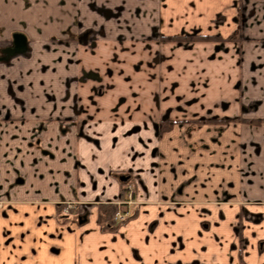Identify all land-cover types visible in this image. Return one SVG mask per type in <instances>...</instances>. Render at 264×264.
<instances>
[{
	"label": "crops",
	"instance_id": "crops-1",
	"mask_svg": "<svg viewBox=\"0 0 264 264\" xmlns=\"http://www.w3.org/2000/svg\"><path fill=\"white\" fill-rule=\"evenodd\" d=\"M16 1L0 0V27H40L39 9L26 15L33 4L26 8ZM53 1L59 35L66 36L62 29L76 28L78 20L91 27L98 25L89 20H99L121 34L125 45L142 39L167 45L160 76L141 67L147 59L142 51L135 52L142 61L136 72L151 78L145 83L178 81L182 105L161 119L172 124L158 136L152 171L134 150L142 146L137 134H121L109 123L118 125L105 110L109 104L96 106L101 111L89 125L91 138L77 135L75 128L63 134L55 121L63 114L48 119L47 154L38 155L39 169L33 162L25 166L26 180L1 192L8 201L0 207V264H264V0ZM88 5L94 12L120 5L122 13L97 16ZM182 35L215 38L182 42V47L166 39ZM190 97H196L193 105ZM137 105L142 111L148 106ZM198 110L212 116L199 123ZM208 119L223 128L215 129L217 138L230 141L229 150L213 154L220 162L215 165L200 159L207 153L202 144L214 135H206ZM127 175L137 199L133 213L113 230L104 229L98 203L117 201ZM228 188L232 201L214 203L220 200L216 193L224 195ZM91 199L97 202L84 210ZM68 202L75 207L63 214Z\"/></svg>",
	"mask_w": 264,
	"mask_h": 264
},
{
	"label": "rangeland",
	"instance_id": "rangeland-1",
	"mask_svg": "<svg viewBox=\"0 0 264 264\" xmlns=\"http://www.w3.org/2000/svg\"><path fill=\"white\" fill-rule=\"evenodd\" d=\"M39 1L41 0H17L16 3L24 4L26 8L33 4L31 11H27L26 15L36 13L38 11L35 10L39 9L40 27L13 28L12 30L0 27V207L5 201H8V198H4L1 192L5 191L6 187L10 189L26 180L30 171H24L25 166L27 168L33 162L35 163L32 165L33 169H39L38 155L41 152V154H47L44 145L46 143L44 135L47 130L45 124L48 119L54 121L56 114L57 117L59 113L63 114V120H55L62 125L60 130L63 134L71 133L75 128L77 135L91 138V132L88 131L89 125L94 126L96 112L101 111L96 109V106L98 103L99 105L101 103V106L102 103L109 104L105 110L115 115V123L118 125L113 121L109 123L118 127L120 129L118 132L121 134L127 136L137 134L136 141L140 142L142 146L138 144L140 147L134 148V150L138 154L141 153L142 166H146L149 171H152L155 166L152 158L155 160L158 152L157 139L162 133L160 130L161 119L168 117L174 106L180 109L182 105L180 103L182 93L176 91L179 86L178 81L171 80L167 86L162 83L160 85V82L158 84L156 82L145 83V79L150 81L151 78H146L136 72L139 68L138 64L142 61H136L135 52L142 51L147 55V59L145 60L144 56L145 63L141 67L146 68L147 72L154 69L155 74L159 75L160 67L167 59V45L161 47V42L148 44L145 43V39H142V44L125 45L121 34H113L99 20H89L88 22L97 24L98 27H91L86 23L84 25L78 20L76 28L62 29L66 32V36H73V39L67 38L56 32V4L54 1L42 0V3ZM63 5H66L64 1ZM94 7L87 6L89 12L97 16L105 14L106 17L118 18L122 13L120 5L114 11L96 8L97 12H94ZM23 15L21 14V16ZM32 16L35 18L34 14ZM21 19L26 20L22 17ZM30 22L32 23V20ZM16 33L25 34L27 43L24 51L12 55L7 52V49L14 47L13 35ZM151 33L152 36L156 31L153 30ZM148 37L151 39L150 35ZM177 42H181L177 44H181L182 47V42L187 41ZM159 76L160 81L162 78ZM175 100L179 103H176ZM193 101L196 102V97H190L187 102L193 105ZM139 102L148 106L152 104L153 110L149 112L150 110L146 106L142 111V108L140 109L137 105ZM190 110L192 111V107ZM198 112L206 111L198 110L195 111V114ZM208 112L211 113L213 110H208ZM209 116L212 114H199L196 117L200 123L202 119ZM138 117H142V119L138 120ZM212 120H207L211 124L206 128L208 129L206 135L209 136L211 132L214 135L207 138L210 141L202 144L207 149V153L201 155L200 159L205 158L207 163L215 165L216 162H220L214 155L221 149L229 150L230 141L221 142L220 138H217L216 131L220 132L223 128L220 124L218 126L212 123ZM157 126L159 132H157ZM141 132H143V137L139 139ZM30 151L34 152L33 155H30ZM49 155L53 159V155ZM229 167L230 164L226 170H229ZM229 184L230 181H228ZM129 186L133 192V199H129L127 190L123 195L121 194L117 201L113 202L117 205V210L129 213L121 221L111 220L110 226L116 227L128 220L133 213L137 199L134 195V184L131 183ZM216 194L219 195L220 200L215 201L217 198H214L212 199L214 203L232 201L229 188L224 191V195L221 191ZM211 198L208 196V199ZM89 202V204L87 201L84 202L83 209L86 211L90 205L97 201L91 199ZM100 205L101 203H98L99 209ZM74 207L75 204L71 202L64 204L62 206L63 214H69ZM203 222L208 226L209 221ZM104 229L113 230L114 228L107 226ZM198 262L194 263L199 264Z\"/></svg>",
	"mask_w": 264,
	"mask_h": 264
},
{
	"label": "trees",
	"instance_id": "trees-1",
	"mask_svg": "<svg viewBox=\"0 0 264 264\" xmlns=\"http://www.w3.org/2000/svg\"><path fill=\"white\" fill-rule=\"evenodd\" d=\"M214 36L211 35H182V36H172V37H168L166 39L169 40H175V41H190V40H210V39H214ZM172 123L169 122L167 124H162V126L160 127L161 131H164L167 127H169ZM124 176V179H122L120 182L123 185L122 187V195L128 190V186L131 185V183H133V178L130 175H127V177ZM125 209V206H124ZM117 210V205L113 202H106V203H101L100 205V209H99V215H98V219L99 222L101 223V225L103 226V228L111 227V228H115L111 225V220H113V216L115 215V212Z\"/></svg>",
	"mask_w": 264,
	"mask_h": 264
},
{
	"label": "water",
	"instance_id": "water-1",
	"mask_svg": "<svg viewBox=\"0 0 264 264\" xmlns=\"http://www.w3.org/2000/svg\"><path fill=\"white\" fill-rule=\"evenodd\" d=\"M14 47L8 48L9 54H17L25 50L26 48V37L23 34L16 33L13 35Z\"/></svg>",
	"mask_w": 264,
	"mask_h": 264
},
{
	"label": "built area",
	"instance_id": "built-area-1",
	"mask_svg": "<svg viewBox=\"0 0 264 264\" xmlns=\"http://www.w3.org/2000/svg\"><path fill=\"white\" fill-rule=\"evenodd\" d=\"M128 192H129L128 193L129 199H133V192L131 190V186L128 187ZM128 213H129L128 211L123 212V211L117 210L115 213V216L113 217V221L117 222V221L123 220L124 218L127 217Z\"/></svg>",
	"mask_w": 264,
	"mask_h": 264
}]
</instances>
